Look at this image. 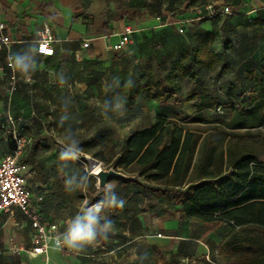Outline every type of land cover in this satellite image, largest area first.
Here are the masks:
<instances>
[{
	"label": "crops",
	"instance_id": "obj_1",
	"mask_svg": "<svg viewBox=\"0 0 264 264\" xmlns=\"http://www.w3.org/2000/svg\"><path fill=\"white\" fill-rule=\"evenodd\" d=\"M117 1L0 0V19L11 39L0 49V115L2 119L11 117L16 127L23 126L28 137L19 161L27 166L30 209L65 247L68 224L85 203L103 201L102 214L114 222L107 238L98 237L79 253L49 248L45 254L34 255L36 228L31 220L16 207L0 211V264H227L218 254L229 233L226 222L182 218L171 195L149 194L120 178H109L110 185L98 191L96 178L86 172L82 157L78 161L58 160L67 132L75 133L80 143L96 141L95 147L81 149L80 155L113 160L128 136L154 124L157 114L170 117L175 110L173 105L160 106L144 97L131 109L119 103L105 104L99 98L94 82L118 79L124 70L139 76L153 70L158 62L166 65L173 59L162 58L161 52V58L156 53L146 58L150 54L145 39L148 28L166 24L150 14L146 4H128L129 10L120 7L115 13ZM124 11H135L140 19L130 22L135 29L130 42L115 51L113 45L127 23L117 19ZM152 14L153 18L147 19ZM43 20L49 22L54 37L50 56L36 51ZM103 22L106 25L101 27ZM7 54L12 58L15 54L26 56L34 65L28 72L15 69L16 89L12 93L7 87ZM79 81L83 83L80 89ZM188 90L182 89L183 94ZM87 97L91 100H84ZM181 112L191 115L193 101L184 103ZM8 151L0 132V156ZM99 151L101 157L95 156ZM121 172L130 180L143 181L136 172ZM109 188L125 199L122 209L107 207Z\"/></svg>",
	"mask_w": 264,
	"mask_h": 264
},
{
	"label": "trees",
	"instance_id": "obj_2",
	"mask_svg": "<svg viewBox=\"0 0 264 264\" xmlns=\"http://www.w3.org/2000/svg\"><path fill=\"white\" fill-rule=\"evenodd\" d=\"M229 8L235 13L234 7ZM155 16L164 21V16ZM139 18L135 11L117 17L127 23ZM213 38V33L204 32L199 41L182 46L166 65L158 62L139 76L124 70L118 79H100L95 84L105 104L119 103L131 109L144 97L160 106L175 107L171 118L157 114L154 124L128 136L113 160L99 161L106 168L136 172L143 180L123 182H133L149 194L171 195L182 218L226 222L230 229L218 254L227 264H264V154L245 144L238 134L264 125V66L247 73L249 89L239 84L241 70L232 72L230 82L228 74L235 67L225 52L230 45L223 44L218 53L212 47ZM157 51L156 57L161 58ZM203 72H214L209 89L199 87ZM224 76L225 88L220 90L217 84ZM183 79L191 82L184 94ZM189 101H193L194 112L183 115L181 107ZM218 109H225V115L215 120L204 116V111ZM17 128L26 137V146L25 130ZM5 142L9 151L2 154H11L14 143L8 137ZM95 145V140H87L80 148L85 151ZM94 155L101 157L100 151Z\"/></svg>",
	"mask_w": 264,
	"mask_h": 264
},
{
	"label": "rangeland",
	"instance_id": "obj_3",
	"mask_svg": "<svg viewBox=\"0 0 264 264\" xmlns=\"http://www.w3.org/2000/svg\"><path fill=\"white\" fill-rule=\"evenodd\" d=\"M128 4H143V7L146 4L151 10L150 14L156 13L165 17L161 22L166 25L148 28L149 34L145 36L146 46L150 48L152 55L149 54L146 58L151 59L155 51L161 49L157 52L162 53V58L171 60L182 46L199 41L204 32H211L214 35L212 47L216 52H220L219 49L223 44L230 45V48L225 51L228 59L235 66L228 74V78L231 77L230 82H232L233 73L236 74V71L241 70L239 84L242 88L249 89L251 82L247 73L264 66V0H140L134 2L119 0L115 5V13L119 12L120 7L128 9ZM224 6L234 7L235 13H220L218 10ZM136 10L139 13L142 12L139 9ZM153 14L147 19H152ZM155 44H158V47ZM202 75L200 89L211 88L214 72H203ZM225 78V76L220 78L217 84L220 90L225 88L223 87ZM82 84L79 81V89ZM91 84L92 82L88 83V85ZM93 84L95 86L96 83ZM182 87L183 89L191 88V82L182 80ZM84 100L90 101L91 97ZM225 112V109L206 110L204 116L208 120H215L225 115ZM238 134L241 135V140L245 144L251 145L257 152L264 154V125L240 130Z\"/></svg>",
	"mask_w": 264,
	"mask_h": 264
},
{
	"label": "built area",
	"instance_id": "obj_4",
	"mask_svg": "<svg viewBox=\"0 0 264 264\" xmlns=\"http://www.w3.org/2000/svg\"><path fill=\"white\" fill-rule=\"evenodd\" d=\"M220 13H230V8L224 6L218 10ZM5 23L0 19V49L7 47L11 43L10 37L4 33ZM135 32L134 27L130 23H126L120 32L117 42L113 45V50L120 51L131 40V35ZM54 42L51 26L47 20H43L38 31L36 41V51L40 44H47L50 51L43 56H50L53 53L52 43ZM12 56L6 55L5 66L8 69V92L12 93L16 87L15 68L11 67ZM0 131L14 143V150L11 154L0 157V211H9L12 207L18 208L25 216H27L33 226L36 228V234L32 238L33 248L31 250L34 255L45 254L49 248H56L60 251L70 252L71 249L65 247L59 236L50 234L44 224L39 220L35 213L30 209V191L26 185V164L19 161L23 148L27 142L26 137L21 130L16 127L11 117L6 116L5 119L0 115ZM85 164L86 172L94 176L95 172L103 167L102 162L87 155L81 154Z\"/></svg>",
	"mask_w": 264,
	"mask_h": 264
},
{
	"label": "clouds",
	"instance_id": "obj_5",
	"mask_svg": "<svg viewBox=\"0 0 264 264\" xmlns=\"http://www.w3.org/2000/svg\"><path fill=\"white\" fill-rule=\"evenodd\" d=\"M38 51L40 54H45L50 51L47 44H40ZM17 71L28 72L30 64L26 56L15 54L12 58V65ZM80 142L76 134L72 132L65 133V139L61 143L58 160L64 161H78L81 158ZM70 183V181L66 182ZM110 184H106L107 187ZM126 201L117 192L109 188V197L107 202L108 208L122 209ZM105 203L97 201L95 204L85 203L71 219L67 230L64 233V244L75 250L77 253L84 250L86 246L93 244L98 237L107 238V234L114 229V222L103 215Z\"/></svg>",
	"mask_w": 264,
	"mask_h": 264
},
{
	"label": "water",
	"instance_id": "obj_6",
	"mask_svg": "<svg viewBox=\"0 0 264 264\" xmlns=\"http://www.w3.org/2000/svg\"><path fill=\"white\" fill-rule=\"evenodd\" d=\"M95 178H96V189L98 191H102L105 188V185L107 184V180L111 177L120 178V179H131V177L126 176L123 172L117 170L113 166H109L107 168L100 167L95 172Z\"/></svg>",
	"mask_w": 264,
	"mask_h": 264
}]
</instances>
